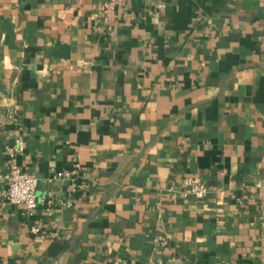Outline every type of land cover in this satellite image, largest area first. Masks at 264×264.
<instances>
[{
  "label": "crops",
  "instance_id": "0c3cea01",
  "mask_svg": "<svg viewBox=\"0 0 264 264\" xmlns=\"http://www.w3.org/2000/svg\"><path fill=\"white\" fill-rule=\"evenodd\" d=\"M109 2L0 0V264H264V0Z\"/></svg>",
  "mask_w": 264,
  "mask_h": 264
},
{
  "label": "built area",
  "instance_id": "2783aa9c",
  "mask_svg": "<svg viewBox=\"0 0 264 264\" xmlns=\"http://www.w3.org/2000/svg\"><path fill=\"white\" fill-rule=\"evenodd\" d=\"M121 0H110L108 6L116 5ZM23 146L20 141L16 142V145L9 149V154L12 159L10 173L7 181V188L4 191L5 200L13 205L22 207L29 215H33L39 205L38 198V183L39 179L36 175L24 171L16 163L17 155L22 152ZM76 174L75 171L57 172L53 171L50 178L51 182L72 179ZM184 189L181 190V194L185 199H194L196 201L203 200L208 193L207 186L203 180L199 177H188L184 180ZM171 193H177L175 187L168 189ZM33 234L39 233L38 228L32 229Z\"/></svg>",
  "mask_w": 264,
  "mask_h": 264
}]
</instances>
